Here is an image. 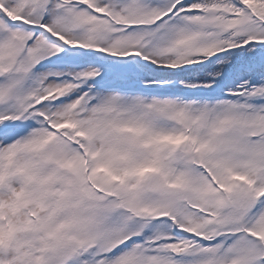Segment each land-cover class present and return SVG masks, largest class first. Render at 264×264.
Returning <instances> with one entry per match:
<instances>
[{
  "label": "snow or ice",
  "instance_id": "snow-or-ice-1",
  "mask_svg": "<svg viewBox=\"0 0 264 264\" xmlns=\"http://www.w3.org/2000/svg\"><path fill=\"white\" fill-rule=\"evenodd\" d=\"M0 264H264V0H0Z\"/></svg>",
  "mask_w": 264,
  "mask_h": 264
}]
</instances>
